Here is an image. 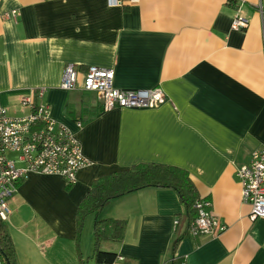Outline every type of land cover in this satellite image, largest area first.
Listing matches in <instances>:
<instances>
[{
    "label": "crops",
    "instance_id": "0c3cea01",
    "mask_svg": "<svg viewBox=\"0 0 264 264\" xmlns=\"http://www.w3.org/2000/svg\"><path fill=\"white\" fill-rule=\"evenodd\" d=\"M237 16L246 28H231ZM69 64L79 79L111 68L116 88L159 87L166 101L104 111L95 93L60 87ZM29 94L87 165L73 185L35 172L18 182L6 220L18 264L93 262L96 215L78 232V206L93 181L142 162L186 170L226 228L191 236L175 191L144 187L99 212L126 221L123 241L104 244L116 264H264V218H250L236 176L264 148V0H0V103L19 117Z\"/></svg>",
    "mask_w": 264,
    "mask_h": 264
},
{
    "label": "built area",
    "instance_id": "2783aa9c",
    "mask_svg": "<svg viewBox=\"0 0 264 264\" xmlns=\"http://www.w3.org/2000/svg\"><path fill=\"white\" fill-rule=\"evenodd\" d=\"M247 26L248 20L237 16L231 28L242 30ZM113 79V69L99 66H89L79 79V72L69 64L60 87L66 91L81 89L95 93L104 111L117 107L150 109L166 101L159 87L119 89ZM19 103L28 109L27 114L19 117L10 116L0 103V218L5 221L11 212L9 200L27 173L56 174L73 185L79 170L87 165L81 144L67 126L51 117L47 105L35 103L31 94L23 96ZM81 125L77 122V126ZM10 154L15 155V160ZM16 160L23 166H16ZM236 176L241 184V200L251 208L250 218H264V148L254 150L249 162L237 167ZM210 207L206 199L196 203L197 215L188 227L191 236L225 230L226 225L219 222ZM174 225L178 227L179 221Z\"/></svg>",
    "mask_w": 264,
    "mask_h": 264
},
{
    "label": "trees",
    "instance_id": "16d2710c",
    "mask_svg": "<svg viewBox=\"0 0 264 264\" xmlns=\"http://www.w3.org/2000/svg\"><path fill=\"white\" fill-rule=\"evenodd\" d=\"M144 187L169 188L175 191L184 207L183 222L187 228L197 215L196 203L205 199L198 195L188 172L173 165L142 162L99 177L92 182L89 192L78 206L76 215L78 232L82 230L84 219L88 214L96 215L92 233L93 251L91 259L93 264H116L118 254L115 251L104 249V244L121 243L126 227L125 220L101 218L99 212L111 200ZM179 238L175 239L173 249L180 240ZM0 261L2 264H18L7 223L1 218ZM169 264L182 263L173 257Z\"/></svg>",
    "mask_w": 264,
    "mask_h": 264
},
{
    "label": "rangeland",
    "instance_id": "374dc122",
    "mask_svg": "<svg viewBox=\"0 0 264 264\" xmlns=\"http://www.w3.org/2000/svg\"><path fill=\"white\" fill-rule=\"evenodd\" d=\"M88 259V258H87ZM93 262L92 261H89L88 264H92Z\"/></svg>",
    "mask_w": 264,
    "mask_h": 264
}]
</instances>
